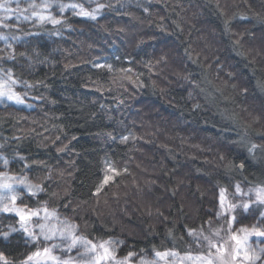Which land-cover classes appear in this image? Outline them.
<instances>
[{
  "label": "clouds",
  "instance_id": "1",
  "mask_svg": "<svg viewBox=\"0 0 264 264\" xmlns=\"http://www.w3.org/2000/svg\"><path fill=\"white\" fill-rule=\"evenodd\" d=\"M0 264H264V0H0Z\"/></svg>",
  "mask_w": 264,
  "mask_h": 264
}]
</instances>
